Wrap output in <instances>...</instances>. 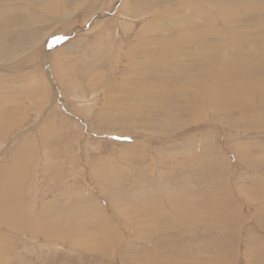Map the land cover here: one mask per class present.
<instances>
[{
    "label": "rangeland",
    "instance_id": "1",
    "mask_svg": "<svg viewBox=\"0 0 264 264\" xmlns=\"http://www.w3.org/2000/svg\"><path fill=\"white\" fill-rule=\"evenodd\" d=\"M116 1L109 0L99 15L104 18L95 26L91 25L94 17L91 18L90 14L96 3H99L96 0L92 2L94 5L91 3L85 8L76 9V13L73 10L82 0L62 1L63 6L58 4L60 10L53 11L56 16L51 18L45 17L44 14L50 11L42 9L40 2L35 6L27 1L20 2L25 10L49 20L44 25L39 23L25 25L24 28L17 27L21 32L27 31L28 38L33 37L31 34L38 33L37 42L41 43L35 47L34 52L31 50V53L26 54L25 50V53H21L14 65L0 67V87L1 84L3 86L0 94L6 91L5 95H10L8 99L12 102L8 103L7 111L14 115H22L20 109L24 112L22 123L0 137V208L5 211L9 209V217L14 218L15 223L24 225V228L34 230L42 225V230L47 232L56 226V230H67L65 233L70 235L76 232V235L72 241L64 236L50 240L29 229L10 232L0 220V259L3 257L4 261L7 260H0V264H194L196 260L199 264H209L210 260H215L214 264H264V129H233L211 122L210 116L211 123L202 125L203 121L197 122L198 115L179 114L175 117L177 125L171 124L170 127L163 128L166 133L160 131L162 128L154 131L153 126L152 129L138 127L133 131L129 130L130 126L126 130L127 126L119 125V130L125 131L122 134H127L126 131L129 130L130 135L117 136L113 131L115 129L106 124L108 121L114 122L117 115L108 110L102 85L93 89L81 83L84 80L82 77L88 79L91 75L83 70V65L97 67L95 58L103 55L98 48L101 41L106 46L107 54L111 55L119 52L113 46L120 44V40L127 43L125 28L134 26L132 24L137 21L129 16L130 11L137 14L159 10L152 5L135 4L133 0H129L130 8L126 7L129 13L121 16L114 9ZM71 11L74 14H63ZM57 17H63L66 24H59ZM149 17L151 16L145 18ZM137 26L135 24V28ZM48 32L52 38H47ZM22 36L26 37L27 34ZM13 40H6L5 43L10 44ZM118 66L124 69L123 65ZM48 68L53 70L57 90L53 87ZM68 68L74 70L73 75H76L80 84L76 82L75 76L71 77ZM104 68L103 65L101 71L106 76L108 71ZM13 74L19 76L16 81L11 80L13 78L10 76ZM58 74L66 79L71 77L77 83L72 92L61 89ZM113 74L119 77L120 72L116 69ZM23 77L38 86V99L42 101L44 98L45 106L48 102L51 110L43 112L42 108L31 102L26 91L19 92L24 89L23 84L27 83L25 80L22 82ZM10 80L12 85L11 82L8 83ZM103 83L106 84L107 81L102 78ZM6 84L9 87H4ZM56 91L66 99L67 108L75 109L79 117H70L60 107L59 101L53 102L52 95ZM150 108L163 109L158 105ZM171 108L170 114L163 115V121L173 118L174 110ZM47 117H55L56 122L48 123ZM186 121L188 125H184ZM47 133L52 136L49 137ZM204 137L206 142L203 146L200 141L203 142L201 138ZM187 141L198 143L190 150L184 149L183 144ZM19 148L21 151L25 149L29 155L17 153ZM237 150L242 151L241 159ZM130 158L132 161L136 160L132 162ZM203 170L205 171L202 172ZM16 172L19 173L15 174ZM102 172H106L108 176V192L102 190L103 181L97 177ZM187 181H190L189 184ZM164 196L168 198L164 199ZM149 199L154 207H160V219L151 221L142 216ZM189 200L196 201L195 205L191 206ZM165 203L170 204L169 207ZM175 203L180 207L179 211ZM44 206L51 207L53 224L50 223L51 219H42V224L34 220L36 211L39 212ZM171 208L174 215L167 217L172 212ZM154 209L151 208L152 213ZM136 216L143 218H135ZM101 242L107 248L112 247L109 249L110 253L106 250L104 252L108 256L104 253L103 256L99 250L97 252L100 253L96 252L95 247ZM108 243H112V246ZM89 247H93L92 250ZM170 247L178 249L185 256L179 259L173 255L169 261V252L165 249H171ZM3 252L5 255L2 256ZM143 255H147L149 259L140 262Z\"/></svg>",
    "mask_w": 264,
    "mask_h": 264
},
{
    "label": "bare ground",
    "instance_id": "2",
    "mask_svg": "<svg viewBox=\"0 0 264 264\" xmlns=\"http://www.w3.org/2000/svg\"><path fill=\"white\" fill-rule=\"evenodd\" d=\"M21 1H27V3L29 2L28 4H30L31 6H35L38 2H40L42 4L41 5L42 9H44L45 11H50L48 12L50 14L48 13L44 14L45 17L51 18L56 16L55 13L56 10H60V8H58V4L61 6L62 1L64 2L66 0H61V1L60 0H0V67L2 66L7 67L10 65H14L19 60L18 58L21 53H25L27 51L26 54H28L31 53V50L32 52H34L36 50L35 47L39 46L41 43L40 41L37 42L38 33L31 32L33 33L31 34L33 37L29 35L30 38H28V33H26L27 31L21 32V30L17 27L21 26L24 28L25 25L31 26V25H37L39 23L43 24L45 21L49 20L48 18L47 19L42 18V15L41 16L36 15L32 11L30 10L27 11L24 8H22L20 5ZM97 1H99V3ZM128 1L129 0H117L115 2L114 9L116 8L117 14L124 16L129 13L126 10V7L128 9L130 8ZM133 1L135 4H140L145 6L152 5L154 7H157L159 10L157 12H150V13L148 11H144V12L142 11L137 14L132 13L130 11L129 16H131L133 19H136L138 22L134 21V24H132L134 26L129 25L128 29L125 28L126 29L125 32H127V34L125 33V35H127L126 37L128 38L126 40L127 43L124 42L125 40L124 41L120 40V44L117 45L118 47L113 46V48L116 47L117 49H119V52H117V54L116 52L115 53L113 52L114 54L111 55L110 53L107 54L106 46L101 41L98 48L101 52H103V55H99L98 57L95 58V61L98 62L97 67L94 65L90 67L83 65V70H85L87 73H90L91 75L89 76L88 79L82 77L84 80L81 83L86 84L89 88L92 87L93 89L102 85V89L105 90L104 92L105 100L107 102V105L109 106L108 110L109 111L112 110L117 115L116 120H114V122L108 121L106 122V124L108 126H111V128L115 129L113 131L117 133V136L120 135L128 136L130 135L129 130L134 131L138 129V127L151 128L152 126L154 127V131H158L160 130V128H162V130L160 131H162V133H166V130H164L163 128L170 127L171 124H176L175 122L177 121V119H175V117H177L179 114L189 115V116L198 115L199 119L197 120V122L203 121L202 125L209 123L212 119L211 122H214L218 125L230 126L233 129H236L238 127L240 129L243 127L248 131H252L249 129H253L254 127L255 128L258 127V129H262V130L264 129V0H133ZM92 2H95V0H82L81 3L79 2V6H77V8H75L73 11L75 12L76 9L79 10V8L80 9L85 8L88 5H90ZM96 2H97L96 7L95 8L93 7L92 9L93 11L90 14L91 18L92 17L95 18V19L92 18L93 19L91 23L92 26L98 25L99 22H101L100 20L104 18L103 16H99V15L102 13L101 11L105 9V5L109 2V0H96ZM73 11L63 14L72 15L74 14ZM96 15L99 16L97 17L99 18V21H97V18L95 17ZM148 15L151 17H149V19H146L145 17ZM56 19L59 20V24L65 23L63 17H57ZM135 24L136 26L139 25V27L137 26L135 28ZM111 26L112 24L109 25L108 28H110ZM106 30L108 31L107 28ZM128 32H130V34ZM22 35L26 37H23ZM50 35L51 34H49L48 32L47 38L51 37ZM10 39L12 40L14 39L13 42L10 44H6L5 41ZM79 42H81V40ZM52 50L50 51L52 52ZM114 51H116V49ZM118 64L123 65L124 69L123 70L120 69ZM103 65L105 67L104 69L105 70L107 69L108 71L106 72L108 73V75L106 76H104L105 73L104 72L102 73L101 71V69H103ZM116 69L120 72L119 77H116L117 73L113 74L115 73ZM67 71L69 72L71 71V75H72L71 77L75 76L76 78V75H73L74 70L68 68ZM48 74L49 77L52 79V84L54 85L53 86L54 89L57 90L58 87L57 85H55L56 82L54 81L53 78L52 68H48ZM78 76L81 77V75ZM10 77L13 78L11 79L12 81H16L19 76H15L13 74V76ZM71 77H68L69 79H66L65 77H61L58 74L57 79L59 80L61 84V89L63 91L72 92L74 86L77 85V83L73 82V79L71 80ZM102 78L103 80L107 81L106 84L105 83L102 84ZM76 79H77L76 82H79L78 84H80L79 79L78 78ZM11 80L8 83H10ZM24 80L27 83L23 84L25 87L23 86L24 89H20L19 92L26 91L31 102H33V104L36 107H40V109L42 108L43 112L44 110L46 111L51 110L48 107L49 106L47 104L48 102L46 103L47 106H45L44 98L42 99V101L38 99L39 97L38 86H35V83H32V80H28L26 77H23L22 82ZM4 87L7 88L9 86L6 84L4 85ZM0 88H3L2 84ZM77 90H79L78 87ZM5 92H2L0 94V137L1 138L2 135L10 132L11 129H14L17 126V124L21 122V118H23L22 115L24 114V112H22L21 109L20 112L22 113V115L21 114L14 115L11 113V111L10 112L7 111L8 103L10 104L12 102H10V99H8L10 95L6 96ZM52 96L54 97L53 102L58 103L59 101L60 107H63V109L66 110V112L70 115V117H79L75 109L69 110L68 109L69 107L67 108L68 103L66 102V99H64V96H62L61 93L56 91L53 93ZM152 105L154 107L158 105L160 108L163 109L158 110L157 108H155L156 110H152L150 108V106ZM170 108L174 110L173 111L174 113L172 114L173 118H170V120L167 119L166 121H163L162 120L164 117L163 115L170 114L169 111ZM208 116H210L211 119ZM46 120H48V123L50 124H54L56 122L55 117L53 118L47 117ZM197 122H194V124L198 125ZM44 124L46 125V122ZM119 125L127 126L125 127L126 130L128 129V126H130L131 129L126 131L127 134H122L125 133V131L124 132L120 131ZM184 125H188V121L184 122ZM47 135L49 137L52 136L50 135V133H47ZM43 137H45V135ZM206 137L201 138L203 142L202 141L200 142L203 143V146L205 145ZM195 143L198 142L195 141L189 143L187 141L186 143L183 144L185 147L184 149H189L193 147ZM240 151L241 150H237L236 153L237 155H239V158L241 159ZM16 152L17 153L24 152L25 154H27V151L25 149H22L21 151V148H19ZM191 153H193V151ZM27 155H29V153ZM139 155L141 154L139 153ZM140 157L143 156L141 155ZM132 160L133 159H131V161ZM135 160L136 159H134V161ZM204 171L205 170H203L202 172ZM18 173L19 172H16L15 174ZM175 174H172V176ZM168 176H170V174ZM97 177L103 181L101 183L103 187L102 190L104 191L107 190L108 176L106 172L100 173V175H97ZM178 196H180V193ZM262 196L263 195H261V197ZM162 197L163 196H161V198ZM166 198L168 197L164 196V199ZM143 201L145 202L146 200ZM169 201L171 203V199ZM181 202L183 201L181 200ZM189 202L191 206L195 205L196 203V201L193 200L192 202L189 200ZM165 204L167 205V203ZM141 205L143 206V203ZM155 205L159 206L156 203ZM169 205L167 206L169 207ZM172 205L174 204L172 203ZM176 205L177 204L175 203V207L178 208ZM76 206H77V202H76ZM151 208L152 209L155 208L153 210V213L151 212ZM179 209L180 207L178 208V211ZM7 210L9 211V209ZM7 210L5 211L4 209L0 208V220L1 222L7 225V228L10 230V232H18V230L23 231L29 229L28 227L24 228V225L20 224L19 222L15 223L16 222L14 221L15 219L9 217V213L7 212ZM171 210L172 212L169 214L170 216L167 217H171V215L172 216L174 215L172 214L174 210L172 208ZM178 211L177 212L175 211L176 214H178ZM141 214L142 216L150 218L151 221H153L159 218V215L161 214V210L160 207L158 208L156 206L154 207V205L151 203V199H149L148 206L144 209V211H142ZM35 215H36V219L34 220L39 221L40 224H42L43 221L42 219H46L48 221L49 219H51L50 223L53 224L52 222L54 220L53 218L54 215L53 213L51 215L50 206H46L45 208L42 207V209L39 212L36 211ZM90 216H92V214ZM142 216H136L135 218H140V217L143 218ZM124 217L126 218V216ZM184 217L186 219L187 216H183V218ZM169 220H171V218ZM53 227H54L53 230H49V231L47 230V232L42 230L43 229L42 225H40L38 228H35L34 230L31 229L29 230L35 233H41L47 236V238H49L50 240L51 239L54 240V238H58V237L60 238V236H64L67 237V240L69 241L73 239L74 236L76 235V232L70 235L65 233L67 230L66 231L64 230L63 232V230H56V226ZM60 231L62 233H59ZM106 240L107 239H105V241ZM99 241L100 239L97 242ZM103 243L104 242H101L100 244L98 243L97 247L94 246L95 249H97L96 252L99 250L101 253L100 252L97 253L103 254L106 250L107 253H110L109 249H111L112 247L107 248L106 245L105 246L101 245ZM92 244L94 243H91V245ZM109 245L112 246V243ZM92 248L90 249L92 250ZM170 248L171 249H165L166 252H169L167 253L168 255L167 257L169 258V261L170 258H172L171 256L173 255L178 256L177 258L181 256L183 257L185 256V254L180 253L178 249L174 247H170ZM89 250L88 252H90ZM160 253L162 254V252ZM151 254L152 253L150 252V255ZM3 255H5L4 252L2 256ZM146 256L143 255L142 258L140 257L141 259L139 261L145 262L147 259H149ZM256 257H260V256H256ZM109 258L111 259V257ZM0 260H3L1 262L7 261V260L4 261L3 257ZM13 260L14 259H12V262H14ZM191 260L194 261V258H191ZM210 263L214 264L215 260H210L209 264ZM194 264H199V263L196 260L194 261Z\"/></svg>",
    "mask_w": 264,
    "mask_h": 264
}]
</instances>
